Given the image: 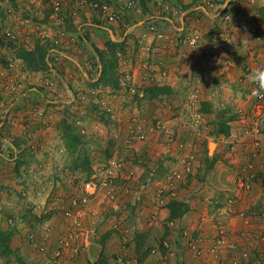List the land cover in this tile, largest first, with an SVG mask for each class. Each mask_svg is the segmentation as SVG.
Wrapping results in <instances>:
<instances>
[{
	"label": "crops",
	"instance_id": "0c3cea01",
	"mask_svg": "<svg viewBox=\"0 0 264 264\" xmlns=\"http://www.w3.org/2000/svg\"><path fill=\"white\" fill-rule=\"evenodd\" d=\"M29 1L33 3L31 0ZM109 1L113 6L119 8L124 0ZM172 1L174 0H171V4ZM206 2L207 0H178V3H173L182 5L183 9L187 10L188 16L185 19L172 14L169 15L167 21H161L158 17L163 14L162 7L149 1L144 3L143 0H138L141 12L128 11L126 17L130 23L131 31L125 46L131 58L124 68L129 69L133 74L134 81L141 85L138 94L135 95L126 88L114 90L110 87L95 88L89 83V79L95 77L96 72L87 71L86 65L91 64V61L98 64L94 46L104 48L109 35L112 39H122L118 25L108 23L91 10L80 11L77 16H69L68 11L62 12L59 15L61 16L60 26L54 25L58 19L53 22L46 18L50 21L51 26L48 25L47 30L51 36L57 35L61 29L68 36L76 37V43L66 50L65 56L63 55L58 62L52 61L49 56L51 61L48 70L28 71L25 63L15 56L14 51H10L12 55H10V61H7V66L0 64V72L8 74L14 79L19 78L22 81L21 90H25V94L28 95V97H18L20 98L18 100L20 111H15L13 131L9 132L15 136L13 139L18 144L17 149H10L8 154L0 152V230L13 231L11 248L26 264H38V253L30 243L29 236L32 232H36L34 229H36L40 217L35 215L37 224L35 225V220L32 226L28 225L32 219L28 220L27 217L25 222L18 224L16 218L21 220L25 212L39 214V208L43 204L40 200L44 197L50 198L49 200L59 199L73 191L74 185L70 178V172L61 169V165L64 162L63 156L69 154L65 137L72 133L74 122L76 123L77 119H82L88 129V134L82 136L80 133V135L83 140L85 138L88 141L86 150L89 153H94L95 151H90V149H96L101 143L105 147V153L111 156L119 149L126 134L129 118L137 112L142 115L156 114L164 123V129L161 132L138 143L139 154L132 159L133 161H127L128 167L135 165L142 174L143 180L149 182L148 188L144 191L134 190L128 195H125L120 188L117 201H108L103 193H99L97 197L93 198L94 204L89 209L90 213L86 212L85 214V218H89L85 223L88 233L86 240L83 241L85 245L75 259H68L65 264H98L99 258V260H103V263L100 264H110L114 255L122 250V238L118 240L116 236L122 237V229L119 226H128L126 222H122V216H127L125 213L129 210L133 211V217L136 220V224L131 226V234L134 238L128 246V252L135 264H205L209 260L210 256L206 255L207 251L203 257L195 256L191 250L186 248L185 242L179 240L176 233L170 237H172L177 254L170 256L167 262L162 260L159 253H150V250L157 246L160 239L170 234L166 224L171 214L168 206L161 210L162 219L158 224L148 225L152 209L151 197L157 186L163 182L166 172L173 167L179 153L193 152L195 154L192 150H197V145L202 148L203 144L207 143L206 139L209 142L212 137L223 142L225 135L212 134L216 114L222 108H230L234 112H239L244 104L248 106L245 96L250 91L251 84L248 77L244 76L243 65L247 57L242 48L243 42L248 39L253 40L257 45V50L262 53L260 58L264 59V19L260 14V10H264V0H257V5L254 4L252 8L256 14L257 35L252 37L247 30L234 31L231 32L233 34L230 35V38L222 32L219 35L214 33L213 29L216 27L215 24L218 23L219 17L217 12H213L205 6ZM240 3H244V0H225L222 5L240 13ZM23 5L25 7H22ZM18 6L16 5V8L22 11H27V8L32 7L34 11L41 9V12L44 6L47 7L46 4L40 5L39 3L29 6L23 0ZM214 9L217 10V8ZM201 15L203 22L200 19L195 22L203 32V38L193 57L192 65L189 66L181 62V55L188 48L180 47L174 41H167V47L159 54L148 53L144 50V45L154 41L153 34L147 31V23L144 22L148 17H151L150 20L155 21L159 28L168 33L179 34V31L182 32L183 22L186 24ZM137 21L138 23L135 24ZM211 22L214 24L212 25ZM66 24H69L70 27ZM51 42L50 44H52ZM227 43L233 53L222 49L215 54L209 52L210 48L212 50L217 44L226 45ZM233 47L235 48L233 49ZM157 61L162 62L168 69V75L159 79L155 84L169 87L172 93L146 97L144 89L151 85L144 79L150 67L147 64ZM11 63L12 67L9 66ZM97 64L94 65L97 66ZM16 65H19L20 69ZM45 76L53 77L57 81V87L52 94L46 93L47 91L41 86ZM142 85L145 86L144 89ZM185 94L187 95L185 96ZM46 95L54 99L53 104L46 101ZM80 95H84L83 100H79ZM195 100L196 104H194ZM9 101L10 99L6 102ZM203 101L212 103L213 111L200 112L198 108ZM32 105H38L42 114L32 117L34 119L26 129L19 121L22 120L23 115L28 114L29 107ZM104 109L109 114L113 113V117H110L108 122L100 117L99 111ZM199 117L200 123L197 124L195 121ZM42 122L48 123L50 127L43 125ZM237 124V119L231 121L230 128L237 127ZM66 131L69 132L66 134ZM7 132L6 130L4 135ZM32 134L35 135V140L30 141ZM93 135L103 136L102 138L105 139L103 141L99 139L98 143L90 148V138ZM170 136L177 141H171ZM178 141H183L187 145L182 149ZM196 141L198 144L196 143L194 146L193 142ZM217 141L214 155L212 156L208 152L207 156L210 159L214 157L215 161L212 167H206L205 171L209 173L210 177L206 182L214 186V189L211 188L213 195L209 192L207 195L208 197L215 195L218 198L216 201L222 204L218 214L222 213L223 215L217 216V213H211L209 209L206 210L207 207H200L201 204H205L202 198L192 197V193L201 187L202 182L197 181V178L202 169L194 170V173L181 183L178 199L186 203L188 207V211L183 215V223L188 227L195 228L196 234L205 237L203 243L205 249L211 244V237L217 232V226L220 223L221 226L224 223L223 226L229 230V235L232 236L234 231L242 226V221L236 216V212L241 209L256 208L264 202L263 181L262 184L256 183L249 193L240 194L237 192L238 197H236L233 185L234 172L232 167L224 161V144ZM31 143L36 145L34 149L30 146ZM80 147L78 146V149ZM22 152L27 156L32 154L34 163L30 164V167L25 166L23 160L17 163L14 160L16 158L15 155L13 157V154L17 153V156H20L23 154ZM95 156L94 160L91 159L92 167L107 158L98 156V153ZM67 157L70 158L69 155ZM197 165L196 162L195 167ZM25 169L29 174L23 182L20 181L17 184V191L13 192L14 182H16L14 177L17 176L13 174V171L23 173ZM260 175L261 180L264 173H260ZM25 187H29V191ZM199 194L202 196V193ZM231 195L235 196L232 198L233 206L228 202ZM103 198L111 205L101 203ZM14 206H18V210H20L19 212L15 210L16 217L13 216V212L9 211L11 208L14 210ZM31 207L35 209L33 210ZM106 211L115 215L114 218L109 220L110 214L107 215ZM204 215L207 216L206 222L200 220ZM32 216L35 218L34 215ZM44 221L53 225L54 238L66 228V220L59 214L47 216ZM14 222L16 223L14 224ZM37 233L41 234V230ZM92 244L99 247L96 256L90 252Z\"/></svg>",
	"mask_w": 264,
	"mask_h": 264
},
{
	"label": "built area",
	"instance_id": "2783aa9c",
	"mask_svg": "<svg viewBox=\"0 0 264 264\" xmlns=\"http://www.w3.org/2000/svg\"><path fill=\"white\" fill-rule=\"evenodd\" d=\"M19 0H0V10L6 15H14L16 6L14 3ZM40 5L45 3L51 9V17L61 19L59 16L62 12L68 11L69 16H77L80 11L91 10L106 20L108 23L118 25L121 30V38L130 33V23L127 20L128 11L141 12L142 9L138 0H124L121 7L116 8L109 0H32ZM151 3L162 7L165 13L169 15L180 16L181 18L188 16L187 10L171 5L167 0H148ZM256 0H247L240 3L241 12H234L227 7L221 5L216 6L217 16L221 19V25L214 28V33H224L230 38L231 32H241L247 30L252 37L258 33L255 25L256 14L252 11ZM249 4V7L247 6ZM24 6V5H23ZM22 6V7H23ZM31 6V5H29ZM206 7H215L212 0H207ZM25 7V6H24ZM33 12L32 7L27 8ZM36 13L41 9H36ZM198 18L193 21L183 22L182 32L179 34H171L158 27L153 20L147 21V31L152 33L154 41L144 45V50L148 53H162L167 47V41H174L181 46H186L187 51L181 55V62L186 65L193 64V57L203 38L201 28L196 24ZM21 23L26 25L28 32L36 33L41 40L50 39L54 44L50 53L51 60L58 62L60 58L65 56L66 50L76 43V37L67 35L65 31L59 29L57 35H50L49 31L42 29L39 25H32L33 21L29 18L22 19ZM7 36L10 40H18L16 32L12 28H8ZM125 33V34H124ZM160 41V42H158ZM25 47H30L27 43ZM245 50L247 60L243 65L244 76L247 78L253 69L264 67V59L260 58L262 53L257 50V45L253 40H246L242 44ZM212 50H209L212 53ZM221 51L216 49V52ZM214 53V54H215ZM213 54V53H212ZM120 55V54H119ZM3 53L0 51V58ZM121 56V72L120 86L128 89L133 95L138 92L141 85L134 81L133 74L129 69L124 68L129 60L125 54ZM150 65L144 79L149 84L157 83L159 79L168 75V69L162 62L157 61ZM10 67L13 66L11 63ZM89 70L93 69L91 64L86 65ZM0 95L2 92L14 94L17 89L18 81L9 77L8 74L0 72ZM251 89L245 96L248 106H242L239 110V119H237V127L231 129V132L224 139V161L234 172L233 185L236 192L240 194L249 193L256 183L260 180V173H264V97L253 95L255 84L251 83ZM46 93L52 94L57 87V81L52 77H43L41 85ZM144 86V85H142ZM119 89V90H120ZM118 90V91H119ZM22 97L27 94L24 92ZM45 97L48 103H54V99L48 95ZM195 97V96H194ZM20 99V98H19ZM75 98L73 97V100ZM84 95L79 96V100H83ZM196 104V100L194 102ZM4 106V104H2ZM6 110L0 113V125L12 129L15 123V111L19 110L18 100H12L5 104ZM110 111V110H109ZM37 114H42L39 106H30L28 114L23 115L22 120L24 128L28 129L32 120ZM113 117V113L110 114ZM200 123V117L195 121ZM18 123V124H20ZM42 122L43 125L50 127L48 123ZM79 132L82 135L88 134V129L82 119L76 120ZM102 125V124H101ZM1 129V128H0ZM164 129L162 119L156 115H142L134 113L127 124L126 134L122 139L117 153L107 157L93 167L92 174L89 178H80L78 174L70 171V178L75 187L68 196L63 197L54 202L50 206L44 207L42 216L61 214L66 220V228L55 238L53 234V225L44 221L41 225V234L32 232L29 236L30 243L34 246L38 253V264H65L68 259H75L81 249L84 247L83 242L87 238V230L85 227L86 209L91 199L103 193L108 201L118 200V189H122L125 195L131 194L134 188L144 191L148 188L147 181H144L142 174L135 165L127 166V161L134 159L139 154L138 143L147 140L153 134L161 132ZM30 141L35 140L32 134ZM171 141H177L170 136ZM0 151L2 153L10 152L13 149L11 141L4 138L0 134ZM179 146L183 149L187 144L178 141ZM7 144V147H5ZM34 149L36 145L31 143ZM133 161V160H132ZM195 154L193 152H181L176 157L174 165L169 169L163 182L160 183L153 196L151 197V212L148 219V225L154 226L161 221V210L167 207L169 200H178L180 194V185L194 173ZM262 184V183H261ZM123 194V195H124ZM238 194V193H237ZM236 194V197H238ZM103 198V202H108ZM233 199L230 204L233 206ZM242 221V226L234 231L233 235H229V230L221 226H217V232L211 237V244L207 249L203 247L205 237L196 234L195 228L186 226L183 223V217L168 219L166 224L169 227L170 234L160 239L156 247L150 250L151 254H160L162 260L167 262L168 258L177 254L171 235L177 234L180 241H184L186 248L191 250L197 257H203L206 251L210 258L205 264H264V202L262 205L253 209H241L236 212ZM201 221L206 222L207 216H202ZM131 227H123L122 230V250L116 253L110 264H135L134 259L128 252V246L133 240ZM53 241V242H51ZM214 257V258H213ZM0 264H20L16 260H4L0 258Z\"/></svg>",
	"mask_w": 264,
	"mask_h": 264
},
{
	"label": "trees",
	"instance_id": "16d2710c",
	"mask_svg": "<svg viewBox=\"0 0 264 264\" xmlns=\"http://www.w3.org/2000/svg\"><path fill=\"white\" fill-rule=\"evenodd\" d=\"M148 1V0H147ZM146 0H143L144 3L147 2ZM260 14L262 15V18L264 19V10H260ZM169 14L165 13L163 11L162 15H159L158 19L161 21H167L169 18ZM151 17H148L147 20L144 22L147 23L148 20H150ZM138 21L135 23L137 24ZM148 25V24H147ZM125 34V33H124ZM130 33L125 35L123 39L116 40L112 39L109 35L108 40L106 42V45L104 48H99L97 46H94V52L98 58V64L95 66V77H91L89 79V83L93 85L95 88L98 87H110L111 89H118L121 88L120 86V78H121V72L119 71V68L121 66V56L122 54H125L130 59L131 56L126 48V41L128 40ZM85 39V37H84ZM10 42V41H9ZM0 45H6L3 42L0 41ZM12 51H14L15 56L17 58H20L26 66V69L28 71H41V70H48L50 68V58L49 54L53 50V44H50L48 41H41V39H38L35 41L34 46L31 48H26L25 46H18L16 44H12L10 47ZM216 49H222L224 51H230V53H233L232 50L227 45H220L217 44V46L214 48L212 53L214 54ZM120 54V55H119ZM145 86H143V89ZM140 89V88H139ZM138 89V91H139ZM128 90V89H127ZM172 93L171 89L167 86H161L155 83H151L150 86L144 89V94L146 97H153L158 96L160 94H167ZM138 94V92L136 93ZM135 95V94H134ZM0 101L3 102V104H6V100L2 95H0ZM198 110L202 113H208L213 111L212 109V103L209 101H203L200 103V107ZM99 111V110H98ZM100 117L104 119L105 122H108L110 119V114L107 112L106 109L100 110ZM239 113L234 112L230 108H222L219 110L218 114H216L214 124V129L212 134L218 135L223 134L225 136H228L231 132L230 123L233 120L239 119ZM2 125H0V128ZM77 129V130H76ZM76 130V131H75ZM69 131H66V134ZM1 133V129H0ZM66 136V135H65ZM83 136V135H82ZM67 140V150L69 151V157L71 159V172L76 173L77 172H85V178H89L92 174L91 171V159L89 156V153L87 150L83 147L87 140H84L81 138L78 126L74 122L73 130L70 135H67L65 137ZM84 142V143H83ZM83 143V144H82ZM11 144L13 145V148L17 149V142L15 140L11 141ZM78 146L80 147L78 149ZM1 152V151H0ZM2 153V152H1ZM15 153L13 154L14 157ZM215 161V158H207L206 157V166L205 168H211L213 163ZM262 181L264 184V176L262 177ZM170 208L171 214L169 216L170 219L172 218H181L183 215L188 211V207L186 203L181 202L180 200H170V203L167 205ZM13 236V231L11 230H0V257L4 258V260H10L14 258L16 261H18L20 264H26L21 257L16 255V252L11 248V240ZM100 259V258H99ZM97 260V263H103V260Z\"/></svg>",
	"mask_w": 264,
	"mask_h": 264
},
{
	"label": "rangeland",
	"instance_id": "374dc122",
	"mask_svg": "<svg viewBox=\"0 0 264 264\" xmlns=\"http://www.w3.org/2000/svg\"><path fill=\"white\" fill-rule=\"evenodd\" d=\"M213 2H214V4H215V7H209L213 12L215 11H217V10H215L214 8H216V6H218V5H221V4H224L225 3V0H212ZM245 1H247V0H244V2ZM23 2H25V3H28V4H31L30 2H28V0H23ZM167 2H169L170 4H171V0H167ZM19 3H21V0H19V2H16V3H14V4H16L17 6L19 5ZM173 3H178V0H174V1H172V4ZM219 3H221V4H219ZM171 4V5H172ZM255 5H257V0H256V2L254 3ZM15 5V6H16ZM33 5H35V3H33ZM173 6H175V7H179V8H183V6L182 5H178V4H173ZM248 7H249V4L247 5ZM19 7V6H18ZM24 7V6H23ZM259 7V6H258ZM261 8V7H260ZM259 8V9H260ZM42 12H38V13H36L37 11H34V12H30L29 10H27V11H22V10H20L19 8H15V12L16 13H14V15H12V16H9V15H6L5 14V12L3 11V10H0V41L1 42H3L4 44H6V45H3V46H1L0 47V51L4 54V56H5V58H3V56H1V59H0V64L1 65H4V66H7V63L10 61V55H12V52H10V51H12V50H10L11 48V45L12 44H16V45H18V46H23L24 47V45L27 43L31 48L34 46L33 45V43L35 44V41L36 40H38V39H41V37H39L36 33H30V32H28V29L26 28V25L24 24H22L21 23V21H22V19H24V18H29V19H31L32 21H33V23H32V25L34 26V25H39V27H42V29H44V30H46L47 29V27H48V25H50V21H48L46 18H49L50 20H53V22H55V21H57V18H52L51 17V14H52V12H51V10L49 9V7L47 6V7H45L44 6V8H42ZM87 11H89V10H87ZM234 12H237V11H235V10H233ZM79 14V13H78ZM197 18L198 19H200V21H202L203 22V18H202V15L201 16H197ZM218 20V23L217 24H215V25H217V26H220L221 25V19L219 18V19H217ZM69 22V21H68ZM215 22V21H214ZM214 22H211L212 23V25L214 24ZM210 23V24H211ZM216 23V22H215ZM60 24H61V22H59V19H58V21L56 22V24H54L55 26H60ZM210 24H208L209 25V27H210ZM45 25H47V26H45ZM51 26V25H50ZM66 26H68V27H70V25L69 24H66ZM8 28H12L15 32H16V35H17V38H18V40H16V41H14V40H10L9 39V37L7 36V33H6V31H7V29ZM71 29V28H70ZM214 30V29H213ZM203 33V32H202ZM212 33H213V31H212ZM10 41V42H9ZM16 42V43H15ZM31 44H32V46H31ZM227 46H229V43H227L226 44ZM230 48V47H229ZM235 47H233V49H234ZM231 49V48H230ZM210 50H211V48H210ZM8 61V62H7ZM24 63V62H23ZM92 65H93V67L95 68V65L97 64L96 62H94V61H91L90 62ZM95 64V65H94ZM16 67L18 68V69H20L19 68V65L17 66L16 65ZM0 79H1V81H3L2 79H3V77L1 78V76H0ZM19 79V78H18ZM1 94H4V98L6 97V92L4 91V92H2ZM187 94H185V96H186ZM188 98V97H187ZM6 107L7 106H3L2 104H1V102H0V113H4L5 112V110H6ZM244 107H245V104H244ZM1 116V115H0ZM130 119V118H129ZM104 120V119H103ZM129 121V120H128ZM0 123H1V120H0ZM77 125V124H76ZM13 129V128H12ZM12 129H8L7 128V123H6V126H3L2 125V127H1V133L4 135V132L7 130L8 132H7V134L6 135H4V138H7V139H9L10 141H12V139L15 137L14 135H12V134H10L9 132L10 131H13ZM79 129V128H78ZM0 133V134H1ZM8 136V137H7ZM103 136H97V135H93L92 136V138H90L91 140H90V148L93 146V145H95V143H98V140L100 139V140H104L105 138H102ZM30 138V137H29ZM14 140V139H13ZM207 140V143L205 142L204 144H203V147L202 148H200V146L199 145H197V150H192V151H194L195 152V164H196V162L198 163V165H197V167H195L194 168V170H197V169H202L200 172H199V176H198V178H197V181H200V182H202L201 183V187H199V188H197V190H195L196 192L195 193H192V197L193 198H202V201H204L205 202V204H201L200 205V207H207L206 208V210L207 209H209L210 211H211V213H217V216H222L223 214L221 213V214H218V213H220V208H221V206H222V204H220L219 202H217L216 200H218V198L214 195V196H210V197H208V193L207 192H209V194L212 192V190H211V188H213L214 189V186L212 185V184H210L209 182H206V181H209V173L208 172H206L205 171V166H206V164H207V162H206V157L208 156V152H210L211 153V155L213 156L214 155V153H215V149H216V147H217V145H216V141H217V139H216V137H212V138H210V141L208 142V139H206ZM29 142V141H28ZM211 142H213L214 143V145H213V147H212V149L210 150V144H211ZM217 142H220V143H222V144H224V141L222 142V141H220V140H218ZM1 143V142H0ZM196 143H197V141L196 142H193V145L195 146L196 145ZM198 144V143H197ZM5 147H7V144H5ZM83 147L86 149V148H88V143L86 142L85 143V145H83ZM8 148V147H7ZM194 148V147H193ZM195 149V148H194ZM91 150H94L95 152L94 153H89L88 152V150H87V152L89 153V156H90V159H92V160H94V158L96 157L95 155L98 153V156H103V157H109V155H107L106 153H105V147L103 146V145H101V143H100V145L98 144V146H97V148L95 149V148H91L90 149V151ZM105 150V151H104ZM23 153V152H22ZM8 154V153H7ZM68 155L66 154L65 156H63L64 157V162H62L63 164L61 165V169H63L64 171H71L72 169H71V166H70V161H71V159L69 158L68 159V157H67ZM10 157V156H9ZM15 158L16 159H14L15 161H16V163L18 162V161H21V160H23L24 161V163H25V166H27V167H30V164H33L34 163V160H33V157H32V154H29V156H27V155H24V153L23 154H21L20 156H17V153L15 154ZM22 158V159H21ZM223 158H224V156H223ZM27 159V160H26ZM14 160H12V161H14ZM12 161H9V162H12ZM200 163V164H199ZM203 165V166H202ZM21 168H23V167H21ZM53 168H55V167H53ZM29 169V168H28ZM15 171V170H14ZM13 171V174H16L17 176H15L14 178H16V182H14V190H13V192H16L17 191V184L21 181V182H23L25 179H26V176L29 174L28 173V171H26V169L25 170H23V173H21V172H14ZM35 171H37V168H35ZM91 171H93V167L91 166ZM78 173V175H79V177L80 178H85V175H86V173L85 172H82V173H80V172H77ZM15 180V179H14ZM13 180V181H14ZM194 180V179H193ZM194 181H196V179L194 180ZM15 185H16V187H15ZM25 189L26 190H28L29 191V187H25ZM75 190V187H73V191ZM134 190H136V191H140L138 188H134ZM133 190V191H134ZM202 191V192H201ZM13 192H11V193H13ZM230 192H232V190H230ZM199 193H202V196H200V194ZM213 193V192H212ZM211 193V195H213ZM199 194V195H198ZM204 194V195H203ZM236 194H237V192H236ZM68 196V195H67ZM66 197V196H65ZM95 197H97V195L96 196H94L93 198H95ZM212 197V198H211ZM41 198V197H40ZM93 198L91 199V201H90V204H89V206L87 207V209H86V212H88V213H90V208H91V205H93L94 203H93ZM232 198H235V196L234 197H232V195H231V197H229V199H228V202L230 203V199H232ZM50 198H46V197H44L42 200H40L41 201V203H43V204H41V206H40V208H39V214H33V213H31V212H25V215H23V218L21 219V220H19V219H17L16 218V221H18L17 223L18 224H20L21 222H25V220H26V218L28 217V220H29V218L30 219H32L30 222H28V225L30 226H32V224L34 223V221H35V225L37 224L36 222H37V219H36V216L37 217H40V218H38V224H37V226H36V229H34V231H39L40 229H41V225H42V223L44 222V220H46L47 219V217L45 218L44 216H42V215H44L45 213L43 212V209H44V207H47V205H51V204H53L54 202H56V201H58L59 199H63V197L62 198H59V199H53V200H49ZM212 199V200H211ZM124 200V199H123ZM134 200V199H133ZM210 200V201H209ZM213 201V202H212ZM17 203V202H16ZM101 203H103V204H107V205H111V203H108V202H101ZM14 210L11 208V209H9V211L10 212H13L12 214H13V216L14 217H16L15 215H14V212H15V210L16 211H20V210H18L19 208H18V206H14ZM26 208H28V207H26ZM33 210L35 209V208H33V207H31ZM205 210V211H206ZM38 211V210H37ZM199 212H201V211H199ZM92 213V212H91ZM106 213H107V215L108 214H110L109 216V220H111V219H113L114 218V216L115 215H113V214H111L109 211H106ZM228 213V212H227ZM230 213V212H229ZM55 214H59V213H55ZM125 214H127V216H122L123 217V220H122V222H126L127 223V227H133V225H135L136 224V220H135V218L133 217L134 216V214H133V211H130L129 210V212H127V213H125ZM32 215H36L35 216V218L32 216ZM54 214H52V216H53ZM59 215H61V214H59ZM225 215H226V213H225ZM234 215V214H233ZM46 216H50V215H46ZM113 216V217H112ZM12 219H14L13 217H11ZM89 219V218H88ZM87 218H85V223L87 222V220H88ZM15 220V219H14ZM16 222H14V224H15ZM17 224V225H18ZM23 224V223H22ZM221 224V223H220ZM223 225H224V223H222ZM35 225H34V227H35ZM10 226V225H9ZM119 226V225H118ZM125 227V226H124ZM119 228L120 229H122L123 230V226L122 227H120L119 226ZM170 231V230H169ZM117 238H118V240L121 238V236L119 237V235L118 236H116ZM12 239H13V237H12ZM4 259V258H3ZM10 260H15L14 258H12V259H10ZM9 261V260H8ZM98 264H100V263H98Z\"/></svg>",
	"mask_w": 264,
	"mask_h": 264
},
{
	"label": "clouds",
	"instance_id": "9594fccd",
	"mask_svg": "<svg viewBox=\"0 0 264 264\" xmlns=\"http://www.w3.org/2000/svg\"><path fill=\"white\" fill-rule=\"evenodd\" d=\"M22 1V0H21ZM32 1V0H31ZM19 2V1H18ZM28 2H30L29 0H28ZM31 4H28V5H33V3H36V2H30ZM43 4H45V3H43ZM14 5H16V4H14ZM47 5V4H46ZM41 41H43V40H41ZM46 41H50L51 42V40L50 39H48V40H46ZM43 42H45V41H43ZM52 43V42H51ZM53 44V43H52ZM53 46H54V44H53ZM26 48H30V47H26ZM51 53V52H50ZM49 56H50V54H49ZM3 57H4V54H3ZM1 59V58H0ZM51 61V60H50ZM92 65V64H91ZM93 66V65H92ZM96 68V67H95ZM95 68L93 67V69L91 70L93 73H95ZM89 69L87 68V71H88ZM48 77V76H47ZM53 78V77H52ZM14 79V78H13ZM248 79H249V81L251 82V83H253V84H255L256 85V87L253 89V95H255V96H258V97H264V67H260V68H256V69H253L252 70V72L249 74V77H248ZM14 80H16V81H18L19 82V84H17L18 86H17V89H16V91H15V93L14 94H6V97L4 98L6 101L7 100H9L10 99V101H12V100H20L18 97L20 96V95H22V93L24 92L25 93V90H21L22 89V81L21 80H19V79H14ZM3 97H4V94H1ZM45 95V94H44ZM22 96H20V98H21ZM24 97H26V96H24ZM9 101V102H10ZM1 102V101H0ZM8 102H6V104H7ZM19 105V110L18 111H20V103L18 104ZM5 106V105H4ZM47 216H45V218H46Z\"/></svg>",
	"mask_w": 264,
	"mask_h": 264
},
{
	"label": "water",
	"instance_id": "95a60500",
	"mask_svg": "<svg viewBox=\"0 0 264 264\" xmlns=\"http://www.w3.org/2000/svg\"><path fill=\"white\" fill-rule=\"evenodd\" d=\"M213 145H214V143L212 142V143L210 144V150L212 149ZM98 250H99V247H98L97 245L92 244V245L90 246V252H91V254H92L93 256H96V255L98 254Z\"/></svg>",
	"mask_w": 264,
	"mask_h": 264
}]
</instances>
